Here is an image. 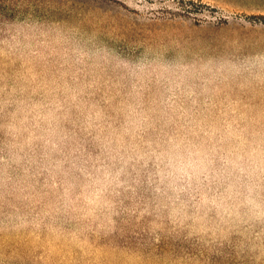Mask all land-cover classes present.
I'll return each instance as SVG.
<instances>
[{
	"label": "clouds",
	"instance_id": "1",
	"mask_svg": "<svg viewBox=\"0 0 264 264\" xmlns=\"http://www.w3.org/2000/svg\"><path fill=\"white\" fill-rule=\"evenodd\" d=\"M0 9V264H264V35Z\"/></svg>",
	"mask_w": 264,
	"mask_h": 264
},
{
	"label": "rangeland",
	"instance_id": "2",
	"mask_svg": "<svg viewBox=\"0 0 264 264\" xmlns=\"http://www.w3.org/2000/svg\"><path fill=\"white\" fill-rule=\"evenodd\" d=\"M190 2L197 10L190 7ZM122 3L148 20L164 21L165 27L178 21L210 42L224 35H264V0H80L82 7L101 15L114 12Z\"/></svg>",
	"mask_w": 264,
	"mask_h": 264
},
{
	"label": "trees",
	"instance_id": "3",
	"mask_svg": "<svg viewBox=\"0 0 264 264\" xmlns=\"http://www.w3.org/2000/svg\"><path fill=\"white\" fill-rule=\"evenodd\" d=\"M194 2H190V7L192 8V9H194V10H197L195 7H194ZM187 7H189V5H187ZM186 9H188V10H190L189 8H186Z\"/></svg>",
	"mask_w": 264,
	"mask_h": 264
}]
</instances>
